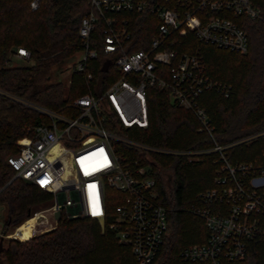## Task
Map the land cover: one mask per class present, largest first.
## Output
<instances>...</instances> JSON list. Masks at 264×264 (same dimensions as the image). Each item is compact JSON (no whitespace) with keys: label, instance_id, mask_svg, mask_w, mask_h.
<instances>
[{"label":"trees","instance_id":"trees-1","mask_svg":"<svg viewBox=\"0 0 264 264\" xmlns=\"http://www.w3.org/2000/svg\"><path fill=\"white\" fill-rule=\"evenodd\" d=\"M139 11H123L127 17L131 48H143L154 32L157 20L151 6L176 7L178 0H145ZM264 17V0H249ZM0 0V264H135L127 245L116 240L113 231L90 217L61 216L49 230L26 239L2 235L31 213L51 203V195L13 176L5 156L15 154L27 128L46 117L24 102L62 112L65 103L82 92L81 73L72 70L70 82L55 78V71L80 47L77 27L87 10L86 0ZM247 37L242 53L221 49L195 37L192 31H169L167 48L174 53H198L205 73L225 85L202 91L203 107L215 142L222 146L230 164L264 160V24L245 16L235 18ZM101 19L89 35L96 49L92 60L95 76L110 81L111 62L103 61L99 49ZM21 47L28 51L19 64L10 55ZM103 64V65H102ZM147 121L144 127H130L122 135L141 146L114 141L123 161L145 165L154 179L156 201L166 209V229L158 252L150 264H206L182 259L184 246L202 242L204 223L192 210L208 206L198 193L215 185V169L221 160L211 150L212 140L198 129L191 111L179 107L168 92L155 84L145 86ZM110 197L117 194L108 190ZM112 200V199H110ZM111 205L107 212L112 213ZM32 215L31 218L36 217ZM227 264H264V237L249 239L241 259Z\"/></svg>","mask_w":264,"mask_h":264},{"label":"built area","instance_id":"built-area-1","mask_svg":"<svg viewBox=\"0 0 264 264\" xmlns=\"http://www.w3.org/2000/svg\"><path fill=\"white\" fill-rule=\"evenodd\" d=\"M37 2L29 0L28 5L33 9ZM86 3L77 27L80 47L67 64V84L71 71H79L84 90L67 101L62 112L24 102L46 121L27 128L17 152L4 158L14 177L28 180L52 198L50 204L31 213L38 216L29 236L53 228L61 216L90 217L100 220L103 228L109 214L105 226L128 246L135 264L152 262L166 229V209L156 201L154 179L147 167L123 161L114 141L146 148L126 139L121 131L146 126L145 86L155 84L177 106L191 111L198 129L209 134L210 149L221 160L215 169V185L198 193L208 206L192 208L204 223L205 239L184 246L179 256L206 264L241 259L249 239L264 237V160L233 165L226 161L222 146L212 137L206 112L198 104L202 91L215 87L224 92L225 85L205 73L198 53H174L167 48L168 33L192 31L205 43L242 53L247 37L235 18L245 16L264 24V17L249 0H178L176 7L151 6L157 20L154 32L145 47L133 49L127 17L120 14L143 10L145 0ZM97 19L102 22V63H112L108 73L113 77L106 84L90 70L96 49L90 46L89 35ZM12 55L23 59L28 51L18 47ZM109 189L117 194L110 197ZM108 205L112 213L107 212ZM15 226L2 237L19 239L11 235Z\"/></svg>","mask_w":264,"mask_h":264},{"label":"rangeland","instance_id":"rangeland-1","mask_svg":"<svg viewBox=\"0 0 264 264\" xmlns=\"http://www.w3.org/2000/svg\"><path fill=\"white\" fill-rule=\"evenodd\" d=\"M185 32V31H184ZM184 32H176L177 34H182ZM73 55L71 54V56L65 61V63L63 65L60 66V68H58L54 73L55 78L61 80L64 82V84H67V78H68V73H69V67L67 66V64L71 61ZM23 59L14 55H10V63L12 64H19L22 63ZM38 216V215H37ZM36 216V217H37ZM32 215H30L29 217V222H27L26 218L24 220H22L20 223H18L15 228L14 231L11 233V235H16L18 238H26L30 233H31V223H30V219H32V225L34 227L35 225V219L36 217L31 218ZM3 219V211L0 210V223ZM40 225H36L35 227L38 228ZM14 227V226H13ZM10 228L8 230V232H10L12 229ZM2 239H7L6 237H2Z\"/></svg>","mask_w":264,"mask_h":264},{"label":"water","instance_id":"water-1","mask_svg":"<svg viewBox=\"0 0 264 264\" xmlns=\"http://www.w3.org/2000/svg\"><path fill=\"white\" fill-rule=\"evenodd\" d=\"M22 181H23L24 183L29 184V181L26 180V179H22ZM54 216H55V218L58 219V217H59L58 211H56V212L54 213ZM98 223H99V225H101V221H100V220H98Z\"/></svg>","mask_w":264,"mask_h":264},{"label":"crops","instance_id":"crops-1","mask_svg":"<svg viewBox=\"0 0 264 264\" xmlns=\"http://www.w3.org/2000/svg\"><path fill=\"white\" fill-rule=\"evenodd\" d=\"M30 225H31V230L33 229V225H32V219H30Z\"/></svg>","mask_w":264,"mask_h":264}]
</instances>
